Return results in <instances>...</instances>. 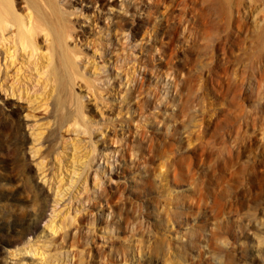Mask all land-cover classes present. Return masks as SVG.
<instances>
[{"label":"rangeland","instance_id":"374dc122","mask_svg":"<svg viewBox=\"0 0 264 264\" xmlns=\"http://www.w3.org/2000/svg\"><path fill=\"white\" fill-rule=\"evenodd\" d=\"M61 2V111L0 42V264H264V0Z\"/></svg>","mask_w":264,"mask_h":264},{"label":"bare ground","instance_id":"6f19581e","mask_svg":"<svg viewBox=\"0 0 264 264\" xmlns=\"http://www.w3.org/2000/svg\"><path fill=\"white\" fill-rule=\"evenodd\" d=\"M65 5L67 3L63 4L61 0H0V42L12 41V64L17 62V57L22 52L35 55L39 35L43 34L51 39L53 57L49 73L53 91L56 92L54 111L55 108L61 111L65 101L74 98L73 84L80 74L76 57L82 53L76 48L69 49L67 45L68 39L75 34V23L69 13L72 10L66 9ZM77 105L75 125L80 122L85 111L84 105L79 101ZM67 117L70 116L64 114L62 119ZM13 121L16 123L12 126L16 135L20 133L21 125L18 124V119Z\"/></svg>","mask_w":264,"mask_h":264}]
</instances>
